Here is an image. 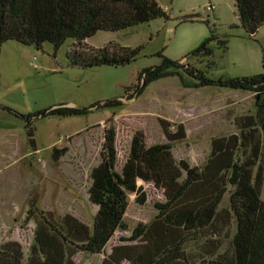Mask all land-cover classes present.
Masks as SVG:
<instances>
[{"label":"rangeland","instance_id":"374dc122","mask_svg":"<svg viewBox=\"0 0 264 264\" xmlns=\"http://www.w3.org/2000/svg\"><path fill=\"white\" fill-rule=\"evenodd\" d=\"M167 18L159 17L118 31H98L78 45L67 39L58 49H40L14 40L0 49V245L20 244L23 263L29 255L50 249L59 264H116L112 254L136 250L151 260L184 232L156 217V203L171 198L184 179L179 160L197 166L201 180L193 183L169 208L174 214L196 210L210 200L226 207L231 190L228 177L239 160V182L252 185L264 201V140L254 118V94L215 85L191 86L194 78L178 75L150 82L138 96V73L159 66L163 58L180 61L212 80L240 78L262 71L264 25L250 36L243 30L233 0H156ZM214 8L207 10L205 6ZM212 55L190 53L210 38ZM226 40L225 48L218 40ZM139 47L125 65L83 67L71 64L69 51L104 46ZM171 69H173L171 67ZM117 99L121 106L93 108ZM53 107L91 109L86 114L41 116ZM29 115L24 119L21 116ZM185 138L169 152L143 157L151 179H137L145 193L138 204L127 195L123 224L100 253L82 251L75 233L89 236L97 207L88 199L90 173L100 161L104 129L115 130L116 165L120 172L136 131L145 146L166 142L161 123ZM61 149H66L60 153ZM55 151L56 158L52 157ZM145 225L132 241V230ZM201 243L184 245L200 257ZM118 264H129L123 260Z\"/></svg>","mask_w":264,"mask_h":264},{"label":"trees","instance_id":"16d2710c","mask_svg":"<svg viewBox=\"0 0 264 264\" xmlns=\"http://www.w3.org/2000/svg\"><path fill=\"white\" fill-rule=\"evenodd\" d=\"M239 22L246 34L253 36L264 25V0H233ZM164 17L166 13L156 0H0V49L4 42L14 40L24 45H33L40 49L43 43H50L58 49L67 39L82 44L98 31H118L139 23ZM211 35L199 48L190 54L196 57L212 55ZM218 43L225 48L226 40ZM139 47L104 46L91 52L70 50L71 64L83 67L101 65H125L135 60ZM260 73L212 80L186 64L181 68L173 61L163 58L161 65L144 68L137 75L140 81L135 87L138 96L152 81L162 77L178 75L183 69L194 78L188 87L215 85L223 88L249 91L254 94V118L264 140V52L261 57ZM171 67L173 69H171ZM117 99L105 100L93 108L121 106ZM91 109L76 107H58L48 111V115L70 116L86 114ZM24 119L29 115L21 116ZM166 142L145 146L144 135L136 131L130 141L129 153L121 171L115 169L116 148L115 130L112 126L104 129L101 161L90 173L91 184L88 199L97 207L92 221L91 234L83 236L75 233L79 248L87 253H100L114 232L123 224L128 205L127 195L134 194L138 204L145 202V193L136 186L137 179L149 182L150 171L143 157H156L172 149V143L185 138L181 124L176 131H169L166 123H161ZM66 149H61L62 153ZM52 157L56 158L55 151ZM184 173L182 183L169 200L156 203V217L172 227L184 232L176 242L165 247L157 256L145 261L136 250H127L111 255L116 264L125 260L129 264H264V201L250 184L239 182L240 166L236 159L228 177L231 187L228 204L219 210L208 200L196 210H181L173 215L168 213L170 206L195 182L201 180L197 166H191L184 160L178 161ZM146 229L138 225L132 230L131 239L136 241ZM201 243V256L196 257L185 252L188 241ZM0 264H24L23 252L19 243L9 241L0 245ZM26 264H59V256L50 249L41 255H29Z\"/></svg>","mask_w":264,"mask_h":264},{"label":"water","instance_id":"95a60500","mask_svg":"<svg viewBox=\"0 0 264 264\" xmlns=\"http://www.w3.org/2000/svg\"><path fill=\"white\" fill-rule=\"evenodd\" d=\"M183 60H184V59H182V60H180V61H173V63H174V65H176V66H178V67L184 68V67H186V66H185L184 63H183ZM54 108H58V107H53L52 109H54ZM52 109L46 110L43 114H46L48 111H50V110H52ZM91 109H92V108H91Z\"/></svg>","mask_w":264,"mask_h":264},{"label":"built area","instance_id":"2783aa9c","mask_svg":"<svg viewBox=\"0 0 264 264\" xmlns=\"http://www.w3.org/2000/svg\"><path fill=\"white\" fill-rule=\"evenodd\" d=\"M205 8L207 9V10H212L213 8H214V6L212 5V4H207L206 6H205Z\"/></svg>","mask_w":264,"mask_h":264},{"label":"crops","instance_id":"0c3cea01","mask_svg":"<svg viewBox=\"0 0 264 264\" xmlns=\"http://www.w3.org/2000/svg\"><path fill=\"white\" fill-rule=\"evenodd\" d=\"M88 39H86L85 41H87Z\"/></svg>","mask_w":264,"mask_h":264}]
</instances>
